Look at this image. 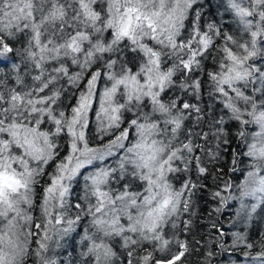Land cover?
I'll use <instances>...</instances> for the list:
<instances>
[{"label": "snow or ice", "instance_id": "6c2138e0", "mask_svg": "<svg viewBox=\"0 0 264 264\" xmlns=\"http://www.w3.org/2000/svg\"><path fill=\"white\" fill-rule=\"evenodd\" d=\"M205 193L264 216V0H0V264H178Z\"/></svg>", "mask_w": 264, "mask_h": 264}, {"label": "rangeland", "instance_id": "374dc122", "mask_svg": "<svg viewBox=\"0 0 264 264\" xmlns=\"http://www.w3.org/2000/svg\"><path fill=\"white\" fill-rule=\"evenodd\" d=\"M242 177L237 175V182ZM227 179V177H225ZM231 207H225V210L222 212H215L214 209L218 206L215 202H212L207 199V193H205V198L200 201L198 206V212L201 217L202 227L200 228L199 234L197 235V239L204 237V242L201 245H195L193 243V250L186 254L185 257L182 258L181 262L178 264H204L205 262V253L208 251L210 245L209 241L214 240L217 233H211L208 231V228L212 223H216L219 228H222L225 233H227L225 239L228 241V245H231L232 233L236 231H246L249 235L251 242H253L256 247L252 249V255L255 256L259 249V241L261 239L262 234H264V216H254L251 221L241 222L239 217L236 216V209L239 207L238 202L230 201ZM189 240H192L189 237ZM196 249H199L197 251ZM173 252L176 251L175 246H173ZM216 252H220V249L215 248ZM247 249L243 247L237 248L232 253H222L213 259V264H257L255 261H251L249 258H246L244 252ZM63 258V253H61V257ZM29 264H32L30 261Z\"/></svg>", "mask_w": 264, "mask_h": 264}, {"label": "trees", "instance_id": "16d2710c", "mask_svg": "<svg viewBox=\"0 0 264 264\" xmlns=\"http://www.w3.org/2000/svg\"><path fill=\"white\" fill-rule=\"evenodd\" d=\"M208 231L211 232V233H214L215 232V230H212L211 229V226L208 228Z\"/></svg>", "mask_w": 264, "mask_h": 264}]
</instances>
